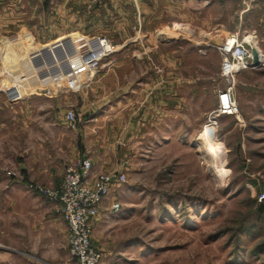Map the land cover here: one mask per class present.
Segmentation results:
<instances>
[{"label":"rangeland","instance_id":"1","mask_svg":"<svg viewBox=\"0 0 264 264\" xmlns=\"http://www.w3.org/2000/svg\"><path fill=\"white\" fill-rule=\"evenodd\" d=\"M31 1L33 27L27 23L0 42L2 95L13 62L21 74L32 71L41 52L93 34L119 38L114 44L129 39L118 47L129 55L122 61L167 74L164 128L131 144L127 181L117 195L122 209H102L93 226L101 264H264V66L237 75L238 115L209 120L226 87L216 47L220 34L256 33L264 51V0H127L120 28L113 24L118 12L100 2ZM85 23L93 33L80 30ZM72 94H35L39 118L28 127L19 128L9 108L0 178L19 187L16 199L0 202V254L8 264H76L63 223H51L60 205L24 187L31 179L60 185L77 157L78 134L62 118Z\"/></svg>","mask_w":264,"mask_h":264},{"label":"crops","instance_id":"2","mask_svg":"<svg viewBox=\"0 0 264 264\" xmlns=\"http://www.w3.org/2000/svg\"><path fill=\"white\" fill-rule=\"evenodd\" d=\"M93 1L105 4L107 7L110 6L111 10L118 12L115 20L112 19L115 27L120 28V16H122L120 13L128 4L127 0H78L77 3L86 4ZM34 8V3L31 0H0V42L18 35L25 29L27 23L28 26L33 27L32 14L30 15L29 12ZM80 17V21L87 23L85 14ZM86 23L80 30L86 34L93 33L94 30L91 28L93 26L87 27ZM123 38H127V36ZM119 40V38L113 39L112 36V43ZM122 40L123 44L118 42L113 44L121 48V45H126L129 39ZM1 55L3 56V51L0 45V70L2 68ZM127 57L129 58L128 53L125 50H120L105 60L90 87L85 91L70 95L73 100L69 104L67 103V108H74L83 118L75 130L78 134V148L75 149L77 157L81 154L88 156L93 162V169L96 172H123L129 166L130 158L127 157L133 153L131 144L135 142V139L141 136L146 137L147 134L156 130L161 132L164 128L163 123L168 117L167 74L162 73L161 68L160 71L155 72L150 71L153 70L152 68L135 66L130 60L122 61ZM148 73H154L155 76L145 77V74ZM156 74H159V77ZM38 97V95L32 94L24 101L9 104L6 96L0 93V137L6 133L9 108L10 112L15 113V119L20 123L19 128L36 123L39 118L36 100ZM66 110L62 112L65 123ZM47 111L51 112L50 109ZM3 156V152L0 151V168L5 166L2 160H5L6 156ZM126 159L128 161H125ZM28 181L29 183L24 182V187L29 191L34 181L32 179ZM18 187V185L6 183L0 178V202L8 201L9 198L16 199L13 192ZM35 193L39 194L37 191ZM52 217L53 225L57 226L60 221L63 223V228L61 227L60 230L65 231L68 237V227L62 215L53 214ZM4 251L5 248L1 245L0 252ZM8 263V257L0 254V264ZM15 264L33 263L21 260ZM35 264H54V262L40 260Z\"/></svg>","mask_w":264,"mask_h":264},{"label":"built area","instance_id":"3","mask_svg":"<svg viewBox=\"0 0 264 264\" xmlns=\"http://www.w3.org/2000/svg\"><path fill=\"white\" fill-rule=\"evenodd\" d=\"M222 39L217 44L222 62L220 76L226 82V87L218 93V105L211 111L209 120L213 124L220 115L236 116L239 106L235 96L237 75L244 70L258 69L264 66V51L260 48L256 33H242L240 30L227 31L220 34ZM252 36V37H251ZM257 50L256 56L253 49ZM111 39L103 34L82 38L76 45L75 65L68 77H55L42 87H36L24 92L32 84L28 72L20 74L15 62L10 67L12 71L10 82L2 83L1 90L10 103H19L32 94L56 96L63 93H80L90 87L98 75L105 60L111 58L117 51ZM15 59L16 53L10 54ZM259 61L261 67L254 65ZM7 75L8 69H6ZM43 70V68H41ZM31 73V72H30ZM47 74V72L45 73ZM2 75V74H1ZM3 76V75H2ZM65 119L71 129L76 130L83 118L74 108L68 107ZM215 122V123H214ZM13 175V171H8ZM127 181L123 172H95L93 162L88 156L81 155L66 166L63 180L58 186L31 184V188L43 195L47 200L60 205V213L68 227V247L76 264H101L102 251L93 242L94 224L102 209L117 212L122 209L118 191ZM259 200H264V191L259 194Z\"/></svg>","mask_w":264,"mask_h":264},{"label":"bare ground","instance_id":"4","mask_svg":"<svg viewBox=\"0 0 264 264\" xmlns=\"http://www.w3.org/2000/svg\"><path fill=\"white\" fill-rule=\"evenodd\" d=\"M252 37V36H251ZM75 47L79 44L77 42L76 37H71ZM257 41L256 38L252 37ZM67 40V39H65ZM65 40L61 41L60 45L52 51V55L47 54L48 50L41 52L38 58L35 61V65L32 71L28 72L27 77H30L32 84H29L24 92L29 91L30 89H34L36 87H42L45 83L50 82L55 77H68L71 75L72 70L76 67L75 56L76 50L69 52L67 45L65 44ZM80 41V40H79ZM46 52V53H45ZM66 55V60H68L71 64V70H67L66 60H63L62 56ZM56 60V64H53V61ZM57 67V68H56ZM43 68V70H41ZM31 72V73H30ZM47 72V74H45ZM25 73V72H24ZM27 73V72H26ZM21 74V72H20ZM31 85L30 89L28 88Z\"/></svg>","mask_w":264,"mask_h":264},{"label":"water","instance_id":"5","mask_svg":"<svg viewBox=\"0 0 264 264\" xmlns=\"http://www.w3.org/2000/svg\"><path fill=\"white\" fill-rule=\"evenodd\" d=\"M65 42V44L67 45V47H68V49H69V52H72V51H75L76 50V47H75V44H74V42H73V40L71 39V38H68L67 40H65L64 41ZM46 53V52H45ZM253 53H254V55L256 56V54H257V50L254 48L253 49ZM47 54H50V55H52V51L51 50H48L47 51ZM62 58H63V60H66V55L64 56H62ZM52 60H54V59H52ZM57 62H56V60H54L53 61V64H56ZM66 66H68L67 67V70H71V64H70V62L68 61V60H66ZM254 65L256 66V67H261L262 65L259 63V61H257V59H256V61H255V63H254ZM57 68V67H56Z\"/></svg>","mask_w":264,"mask_h":264},{"label":"trees","instance_id":"6","mask_svg":"<svg viewBox=\"0 0 264 264\" xmlns=\"http://www.w3.org/2000/svg\"><path fill=\"white\" fill-rule=\"evenodd\" d=\"M25 182L29 183V181H25Z\"/></svg>","mask_w":264,"mask_h":264}]
</instances>
